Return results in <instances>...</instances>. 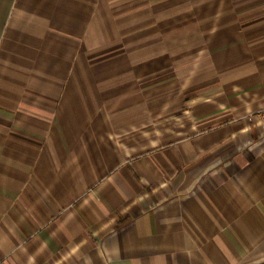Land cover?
<instances>
[{"label": "crops", "instance_id": "0c3cea01", "mask_svg": "<svg viewBox=\"0 0 264 264\" xmlns=\"http://www.w3.org/2000/svg\"><path fill=\"white\" fill-rule=\"evenodd\" d=\"M264 0H0V264H264Z\"/></svg>", "mask_w": 264, "mask_h": 264}, {"label": "built area", "instance_id": "2783aa9c", "mask_svg": "<svg viewBox=\"0 0 264 264\" xmlns=\"http://www.w3.org/2000/svg\"><path fill=\"white\" fill-rule=\"evenodd\" d=\"M248 120L252 123H259L260 122H263L264 121V109L259 111L258 113H255V114H251L249 117H248ZM259 120V121H258Z\"/></svg>", "mask_w": 264, "mask_h": 264}]
</instances>
